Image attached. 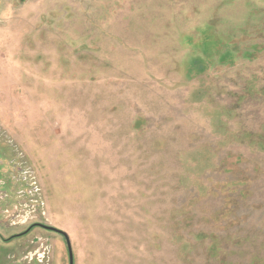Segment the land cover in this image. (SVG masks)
<instances>
[{
    "label": "rangeland",
    "instance_id": "1",
    "mask_svg": "<svg viewBox=\"0 0 264 264\" xmlns=\"http://www.w3.org/2000/svg\"><path fill=\"white\" fill-rule=\"evenodd\" d=\"M41 225L73 264H264V0H0V264H68Z\"/></svg>",
    "mask_w": 264,
    "mask_h": 264
},
{
    "label": "built area",
    "instance_id": "2",
    "mask_svg": "<svg viewBox=\"0 0 264 264\" xmlns=\"http://www.w3.org/2000/svg\"><path fill=\"white\" fill-rule=\"evenodd\" d=\"M21 173H22V177H21V180L24 182V184L26 185V187H27V192H26V196H30L31 197V200L30 201H28V198L26 199H24V200H26V201H24V205H22V206H20V211L18 210V208H15L14 210L16 211V212H11V213H9L8 214V216H7V218L9 219V221L11 222V223H13L12 221H13V219L14 218H17L21 213H22V215L20 216V219H19V221L21 222V220H24L26 217L25 216H28L27 214H28V212L29 211H31L32 210V208H33V212H34V209L36 208V207H38V204H39V200L37 201V198H35L34 199V196H35V194H37L38 193V189H37V187H35L34 186V184L33 183H31V181H30V183L31 184H29V181L27 180V178H29L30 176L28 175V172L25 170V172H24V170H23V168L21 169V171H20ZM27 177V178H26ZM29 204H30V209H29ZM19 207V206H18ZM20 213V214H19Z\"/></svg>",
    "mask_w": 264,
    "mask_h": 264
},
{
    "label": "water",
    "instance_id": "3",
    "mask_svg": "<svg viewBox=\"0 0 264 264\" xmlns=\"http://www.w3.org/2000/svg\"><path fill=\"white\" fill-rule=\"evenodd\" d=\"M40 227L45 229V230H47V231L55 232V233L61 235L64 238L65 244H66V248H67V254H68V264H73V254H72L70 242L68 240L67 235L64 232H62V231H60L58 229L52 228V227H47V226H42V225Z\"/></svg>",
    "mask_w": 264,
    "mask_h": 264
},
{
    "label": "trees",
    "instance_id": "4",
    "mask_svg": "<svg viewBox=\"0 0 264 264\" xmlns=\"http://www.w3.org/2000/svg\"><path fill=\"white\" fill-rule=\"evenodd\" d=\"M212 43L216 44L215 42H212Z\"/></svg>",
    "mask_w": 264,
    "mask_h": 264
}]
</instances>
